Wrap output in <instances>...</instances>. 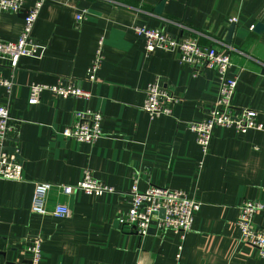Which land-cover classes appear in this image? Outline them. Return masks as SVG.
<instances>
[{
  "label": "crops",
  "instance_id": "obj_1",
  "mask_svg": "<svg viewBox=\"0 0 264 264\" xmlns=\"http://www.w3.org/2000/svg\"><path fill=\"white\" fill-rule=\"evenodd\" d=\"M34 1L27 0L25 8ZM163 1L46 0L33 32L37 54L21 58L11 91L0 87V106L9 108L14 127L6 146L21 157L25 178L0 180V264H29L27 245L36 237L43 241L40 264H264L259 251L241 241L236 224L243 202L264 206V128L245 134L216 129L204 156L187 124L202 120L215 102L218 73L195 74L163 51L146 56L144 40L133 29L157 28L230 52L229 75L238 85L229 112L254 110L264 126V0H166L159 11ZM82 13L85 20L77 22ZM24 24L22 14L0 10V41L16 42ZM101 41L104 60L91 82L88 70ZM12 73L9 61L0 59V77ZM156 78L177 103L172 115L151 119L143 106ZM61 79L92 98L56 97L45 90L39 103L30 104L31 85ZM85 110L104 116V134L95 144L62 136ZM86 171L114 191L97 197L62 191L60 186L77 184ZM135 178L140 191L166 187L199 202L184 242L175 231L151 230L141 237L123 229L119 218L129 209ZM37 182L54 186L50 211L63 203L71 214L33 213ZM254 224L264 228V210Z\"/></svg>",
  "mask_w": 264,
  "mask_h": 264
},
{
  "label": "built area",
  "instance_id": "obj_2",
  "mask_svg": "<svg viewBox=\"0 0 264 264\" xmlns=\"http://www.w3.org/2000/svg\"><path fill=\"white\" fill-rule=\"evenodd\" d=\"M27 0H0V10L6 13L21 14L26 11L24 30L16 42L0 41V59L8 60L13 71L11 78L0 77V87L11 91L14 78L22 57L37 54L39 45L34 39L33 32L40 17L46 0H35L32 6L25 8ZM168 1V0H167ZM86 13L78 15L77 22H82ZM136 35L144 40V52L151 56L158 51L168 53L181 64L192 68L195 74L214 70L220 79V89L215 102L204 111L205 117L198 122L187 124L190 131L197 136L204 156H207L213 138V132L220 128H233L239 134H245L251 129L262 130L264 126L258 122V113L250 109H241L237 114H231L232 101L235 96L238 80L229 75L232 68L230 52L221 51L215 47L200 45L197 39H179L164 33L157 28L135 26ZM104 60L103 42L99 43L95 56L88 70L91 82L97 80ZM50 91L56 97L75 98L88 101L92 98L91 92L68 79H61L54 85L33 84L30 86L29 102L37 104L41 93ZM176 97L165 89L161 79L156 78L146 90V100L143 110L151 119L173 114V107L177 103ZM104 116L99 111L85 110L76 114L75 122L67 127L62 136L67 140L79 143L95 144L103 136ZM10 110L0 106V180L24 181L23 165L14 153H11L6 142L9 134L14 130ZM202 165V162L200 163ZM53 184L45 182L35 183L32 202V212L45 216L52 214L57 217H67L71 214L70 208L57 204L52 211L47 207L48 194ZM65 193L82 192L90 196H101L114 189L94 178L90 171L84 173L83 179L73 186H60ZM129 196V209L120 216L119 221L126 232H133L141 237L148 235L150 229L157 232L175 231L181 234L184 242L192 231L195 215L200 204L189 198L182 190H172L166 187L152 186L145 191L139 190L138 178L133 180ZM264 210L260 202L245 201L239 207L237 226L241 231V241L257 249L264 258V228L254 224V217ZM164 211V216L161 213ZM154 224V225H153ZM43 241L40 237L34 238L27 245L30 254L29 264H40L43 259ZM183 244L179 246L177 259H182Z\"/></svg>",
  "mask_w": 264,
  "mask_h": 264
},
{
  "label": "water",
  "instance_id": "obj_3",
  "mask_svg": "<svg viewBox=\"0 0 264 264\" xmlns=\"http://www.w3.org/2000/svg\"><path fill=\"white\" fill-rule=\"evenodd\" d=\"M165 2H166V0H164V1L162 2V4H161L160 7H159V11L162 9V7H163V5L165 4ZM21 14L24 16V18H26V16H27L26 11H23ZM235 28H236V24L234 23V24L231 25V28H230V30H229V36H228V38H227V42H228V43H230V42H231V39L233 38V35H234V33H235ZM259 29H262V26H261L260 24L256 27V30H259ZM9 151H10L11 153H14V152H15V150H9ZM16 156H17L18 160L21 162V157H20L18 154H16ZM161 215H162V217L164 216V211H162ZM153 225H154V224H153ZM151 230H152L153 232L156 231L155 228L150 229V231H151ZM150 231H149V232H150Z\"/></svg>",
  "mask_w": 264,
  "mask_h": 264
}]
</instances>
